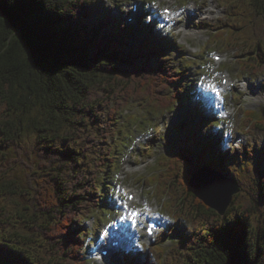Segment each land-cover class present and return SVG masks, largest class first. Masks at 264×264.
Wrapping results in <instances>:
<instances>
[{
	"label": "trees",
	"instance_id": "trees-1",
	"mask_svg": "<svg viewBox=\"0 0 264 264\" xmlns=\"http://www.w3.org/2000/svg\"><path fill=\"white\" fill-rule=\"evenodd\" d=\"M96 1L0 0V264H87L86 233L75 224L103 201L98 188L110 189L107 181L117 169L114 164L109 170L111 147L103 154L109 158L88 162L93 142L106 143L130 103H144L157 114L185 108L202 91L180 76L184 67L177 72L167 59L166 50L177 49L169 32L157 36L154 24L138 22V34L145 36L129 45L126 38L134 28L108 11L101 16ZM225 1L234 9L233 25L213 29L210 44L252 56L253 63L239 60L241 73H264V0ZM197 112L196 119H203ZM244 114L242 130H264V119H255L252 111ZM190 122L176 127L185 141H166L158 178L163 191L173 188L178 197L190 199L187 207L171 203L175 214L209 221L199 233L174 240L175 253L166 264H264V167L259 161L251 169L258 182L255 194L244 191L228 165L238 167L241 153L223 152L209 123L202 129L191 125L185 133ZM247 157L252 159L251 153ZM202 165L238 185L240 194L222 217L187 186ZM37 239L42 245L36 254L27 246ZM130 257L125 264H133ZM142 264L154 263L146 254Z\"/></svg>",
	"mask_w": 264,
	"mask_h": 264
},
{
	"label": "rangeland",
	"instance_id": "rangeland-1",
	"mask_svg": "<svg viewBox=\"0 0 264 264\" xmlns=\"http://www.w3.org/2000/svg\"><path fill=\"white\" fill-rule=\"evenodd\" d=\"M185 1L186 0H97L95 2L96 9L101 16L107 14L106 7L111 4V10H114L116 13L115 16L118 15L124 22L126 19L124 18L125 15L131 16L130 8L133 9L134 5L138 3L139 9L143 10L142 8L144 5V8L150 9V13L145 15V23H141V25L146 27H150L147 18L150 14H154V17H156L155 21H160L163 17L161 9L170 8L173 12H178L182 8L186 9L190 3L194 4L191 14L182 22L181 27L171 32L172 38L177 44V49H167V59L170 60L171 66L177 72L180 71V67H184V69L181 70L180 76L184 75L186 80L190 81V87L195 86L203 89L204 98L212 92L208 88L209 84L214 86L220 85V81L217 77L218 72L227 73L229 76L227 90V100L229 104L227 109H229L230 115H226L225 110L220 111L217 107L211 109L206 106L203 110L208 118L203 116V119L196 120L192 115L193 110L190 108L179 112L171 110L153 114L150 113L151 109L149 110L144 103H130L125 109L121 110L116 124L110 132L109 139L106 138L105 140L106 143L100 144L98 138L93 142V146L88 151V162L91 163L97 160L98 157L104 159L109 158V154L108 156H103V154L105 153V149L111 147L114 152L110 157L114 158V161L112 160L109 163V170L112 169V165H118L117 169L112 171L110 179L107 181L108 183L110 182L107 185L110 189H105V187L98 188L103 189V206L98 208L99 206L96 204L98 207H94L90 210V215L88 217L91 218L86 220V223H83V220L80 223L76 222L75 228L81 235L89 228L88 232L97 236L100 242L110 245V242L107 240L108 235L106 234L109 225L117 219L123 218L125 220L129 218L130 211L137 209L138 206L134 205L131 209L126 207V196L123 193V187L130 188L131 192H137L138 196L143 199L142 206H151L152 212L156 216L166 218L163 222L164 225L170 223L175 229V231H173L174 237L168 236L166 239L162 238V242L159 239L162 233L158 235L149 245L150 249L147 252L144 250L147 245L141 241V239H138L137 241L141 242L140 245H142V249L139 247L136 248V252H138L139 255L136 254L134 264H141L145 257V253H148V257H151L154 264H166V258L169 257L172 259L174 256L175 251L172 249L175 245L174 240L181 238L183 235L187 237L193 233H199L200 227L205 223L207 224L209 221L208 217H203L202 220L200 218L192 219L189 216L175 214L173 209L170 208L173 202H175L174 204H176V202L177 204L184 203L185 207H187L190 205V199L184 198L183 200L178 197L179 194L175 193L173 188L166 192L161 189V187L164 186L162 182L163 178L159 180L158 177L159 172L162 170L160 165L164 162V155L168 153V146L166 145L163 148L158 146V151H156L153 145H156L155 140L164 136L163 133H165V131H168L165 138L166 141L176 142L177 138L180 137H182L184 141L186 140L184 133L178 135L176 132V127L181 125L183 120L191 121V125H195L200 129L203 128L202 123H209L213 130L221 128L222 126L223 131H218V134H220V137L221 134H223L221 139L224 140L225 150L234 149L233 141L238 134L239 137L243 139V143L237 149L242 155L243 162H240L238 167L230 162H228V165L231 174L242 183L244 191H249L250 194H255L253 190H255L256 183H258L257 178H255V175H253L251 171L252 167L256 169V167L260 165L259 161L264 167V130H242L244 121L247 118L244 114L246 111H252L255 119H259L260 117L264 119V116L261 115L264 113V73L253 76L248 73H241L238 70L239 60H251L253 63L252 56H249L247 53L245 54L243 50H229L222 46L215 47L210 44V37L214 33L213 29L223 25H226V27H231L233 25V21L230 20L231 14L234 11L232 4L227 3L225 0ZM108 16L110 18L114 17L109 13ZM156 30H158V32ZM138 31L139 30L136 28L131 33L129 32L126 38L129 45H137L143 40L145 34L139 36ZM153 32H155L156 35L162 33L161 29L158 27L157 29L155 28ZM213 52L220 54L222 60L219 64L213 61ZM247 57L250 59H247ZM262 60H264V56ZM217 66L219 68L215 70L214 67ZM107 111L108 108H105L100 118V123L105 121ZM212 111H216V113L214 114ZM209 113H211V115ZM212 115L216 116L217 119L212 120ZM190 124L185 126V133H188V129L192 128ZM209 125L204 126V128L209 127ZM208 131L209 129H206V134H208ZM177 135L178 137H176ZM211 136L214 137V134ZM134 140H140L141 145L143 144L144 147H148V152H143L145 151L143 149L133 148L132 143ZM149 140H152V145L148 143ZM219 142L221 141L219 140ZM86 143L87 141L83 139L80 146L84 148ZM244 152H246L247 155L251 153L252 159L248 158L246 155L245 158L247 160L244 161ZM150 160L152 161L151 163H149ZM17 165L19 166L18 163ZM136 166H139V168L136 169ZM17 175L18 178L21 177L20 172H18ZM175 185H178L177 180L174 186ZM166 186L167 184H165V187ZM238 193L240 194V191ZM93 217H95V220H92ZM1 230L2 228L0 225V234L2 233ZM88 243L87 241L86 244H83L84 247L87 246L88 249L82 255L86 257L87 264H122L116 255L106 259L99 258L96 252L97 246H94L92 249ZM41 245L42 242L37 239L36 243H30V246H27V248L30 249V252L34 251L37 254L40 250L39 246ZM158 249H160V252L157 251Z\"/></svg>",
	"mask_w": 264,
	"mask_h": 264
},
{
	"label": "water",
	"instance_id": "water-1",
	"mask_svg": "<svg viewBox=\"0 0 264 264\" xmlns=\"http://www.w3.org/2000/svg\"><path fill=\"white\" fill-rule=\"evenodd\" d=\"M208 177H211L210 182ZM187 186L196 199L221 217L229 207L232 197L239 192L236 181L227 179L220 172L205 165L191 175Z\"/></svg>",
	"mask_w": 264,
	"mask_h": 264
},
{
	"label": "snow or ice",
	"instance_id": "snow-or-ice-1",
	"mask_svg": "<svg viewBox=\"0 0 264 264\" xmlns=\"http://www.w3.org/2000/svg\"><path fill=\"white\" fill-rule=\"evenodd\" d=\"M208 88L212 92L216 93V95H219V93L216 92V89H215V86L214 85L209 84L208 85ZM207 179L209 180V182L211 181V177H208ZM128 199H132V197L129 196ZM130 215L133 217V224L135 225V217H136L137 214L135 212H131ZM149 234H151V225H149Z\"/></svg>",
	"mask_w": 264,
	"mask_h": 264
},
{
	"label": "bare ground",
	"instance_id": "bare-ground-1",
	"mask_svg": "<svg viewBox=\"0 0 264 264\" xmlns=\"http://www.w3.org/2000/svg\"><path fill=\"white\" fill-rule=\"evenodd\" d=\"M130 11H131V8H130ZM212 37H210V39H211ZM212 40V39H211ZM185 99V98H184ZM178 100V99H177ZM261 115H263V113L261 114ZM127 260V259H126ZM156 260V259H155Z\"/></svg>",
	"mask_w": 264,
	"mask_h": 264
}]
</instances>
